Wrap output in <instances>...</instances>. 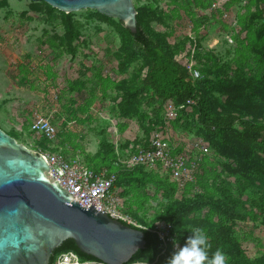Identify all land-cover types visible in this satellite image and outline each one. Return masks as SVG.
<instances>
[{
    "label": "trees",
    "instance_id": "trees-1",
    "mask_svg": "<svg viewBox=\"0 0 264 264\" xmlns=\"http://www.w3.org/2000/svg\"><path fill=\"white\" fill-rule=\"evenodd\" d=\"M235 1L245 2L246 11L239 14L240 32L253 31L255 39L260 42L254 46L256 56H248L244 60L233 55L223 56L215 49L205 47L198 32L195 36L186 35L171 42L169 37L172 23L169 22L171 33L156 30L153 23L168 26L169 20H175L176 13L179 16L178 10L167 14L159 7L158 0H148V3L136 6L138 27L135 33L117 18L105 16L98 11L92 14L114 25L119 32L121 45L116 54L119 70L127 73L133 67L130 76L123 77L115 86L117 95L114 102L119 114L128 119L143 116L141 106L147 105L151 108L153 124L161 129L151 135L153 128H147L148 136L137 140L128 150L130 154L140 148H148L160 132L174 143L167 136L171 124L203 139L217 156L225 159L221 164L222 172L236 179V188L240 191V195L235 194L229 184L219 180V175L205 166L206 156L210 153L200 159L201 171L196 184H188L182 189L169 174L144 165L124 167L115 146L103 140L95 154L87 153L81 159L88 167L95 170L107 167L116 172L114 188L126 189L133 182H151L166 192L167 205L150 220L126 208L129 214L146 227L142 229L146 246L139 249L125 264L137 261L142 264H166L174 251V242L165 244L156 232L149 230L161 221L171 224L175 242L181 247L191 235L190 229L201 228L207 234L211 246L209 256L219 249L226 254L227 264H264V254L250 258L233 230L236 219L258 213L264 216V0H229L225 8H229ZM212 3V0H207L203 2L202 8H209ZM33 6L46 10L49 17H54V13L59 10L42 0L33 1ZM59 11L68 50L74 55L77 50L75 42L80 41L82 33L72 13ZM192 18L195 20L194 15ZM195 21L196 25L203 24L204 18ZM239 38L240 34L235 35L236 40ZM193 48L196 67L201 71V77L196 79L184 63ZM190 98L195 100L191 110L182 109L173 120L165 118L164 109L168 102L181 105ZM56 130L58 134V127ZM12 136L18 139L21 135L13 132ZM50 141L42 137L38 147L70 157L59 145H50ZM124 146L129 148V143ZM184 147L185 143H179L177 151H182ZM196 185L198 190H195ZM247 188L252 189L253 195L243 198L241 194ZM179 193L181 196H178ZM205 209L208 210L207 214L201 215ZM69 250L76 251L83 259L99 260L82 252L73 239H67L56 249L50 264H54L59 253Z\"/></svg>",
    "mask_w": 264,
    "mask_h": 264
},
{
    "label": "rangeland",
    "instance_id": "rangeland-1",
    "mask_svg": "<svg viewBox=\"0 0 264 264\" xmlns=\"http://www.w3.org/2000/svg\"><path fill=\"white\" fill-rule=\"evenodd\" d=\"M133 1L136 6L148 3V0ZM158 1L167 14L178 10L179 16L176 13L168 26L153 23L156 30L169 32V22L172 23L171 42L198 32L205 47L223 56L233 55L243 60L256 56L254 46L260 42L254 32H240L239 14L246 11L245 2L235 1L225 8L229 0H212L216 7L205 9L202 4L207 0ZM96 11L84 8L71 12L82 33L72 55L59 10L49 17L46 10L35 8L32 0H0V127L11 135L20 133L19 142L35 150L39 148L42 137L31 129L36 113L52 120L60 130L49 144L59 145L70 157L80 159L87 153L95 154L103 140L125 154L137 140L148 136L147 128H153L151 135L155 130L161 131L153 124L151 108L147 105L141 106L143 116L128 119L119 114L114 102L115 86L120 79L130 76L133 67L127 73L119 70L116 57L121 45L119 32L101 17L92 16ZM193 15L195 20L204 18V23L196 25ZM238 34L240 38L236 40ZM167 133L174 144L188 143L196 137L171 124ZM127 143L129 148L124 146ZM223 161L211 150L205 166L240 195L236 179L222 172ZM118 189L124 198V208L137 211L148 220L167 205L165 190L155 183L133 182L126 189ZM252 195L251 188L241 194L243 198ZM207 212L205 209L200 214ZM233 230L250 258L264 254V216L258 213L236 219Z\"/></svg>",
    "mask_w": 264,
    "mask_h": 264
},
{
    "label": "water",
    "instance_id": "water-1",
    "mask_svg": "<svg viewBox=\"0 0 264 264\" xmlns=\"http://www.w3.org/2000/svg\"><path fill=\"white\" fill-rule=\"evenodd\" d=\"M42 1L66 13L92 8L137 31L133 0ZM46 171L50 173V165L42 153L0 127V264H50L67 239L105 264L128 263L146 246L144 230L112 218L93 203L83 207Z\"/></svg>",
    "mask_w": 264,
    "mask_h": 264
},
{
    "label": "built area",
    "instance_id": "built-area-1",
    "mask_svg": "<svg viewBox=\"0 0 264 264\" xmlns=\"http://www.w3.org/2000/svg\"><path fill=\"white\" fill-rule=\"evenodd\" d=\"M213 6L216 3H212ZM216 7V6H215ZM195 48L184 63L190 69L194 79L201 77V71L196 67L194 58ZM195 100L190 98L185 104L176 105L172 101L165 105L164 114L167 120H173L182 109L191 110ZM31 129L39 136L54 140L57 135L55 124L52 120L36 113ZM178 144H174L165 136L158 135L152 139L148 148H140L134 153L119 152V161L126 168L144 165L149 169L157 170L169 176L183 189L188 184H196L197 176L201 171L200 159L211 152L210 147L199 137L185 143L182 151H177ZM50 165V173L46 171L51 181H58L65 189L74 195L83 207L89 208L91 203L100 211L106 212L114 219L121 220L128 225L143 229L146 228L124 208V198L118 188H114L117 173L103 167L95 170L88 167L79 157H67L63 153L39 147ZM196 185L195 190H198ZM149 230L156 232L163 242H174L175 236L171 232V224L167 221L158 222ZM178 243V242H176ZM179 244V243H178ZM180 246V245H179ZM54 264H105L94 260L83 259L76 251L69 250L59 253ZM130 264H142L131 262Z\"/></svg>",
    "mask_w": 264,
    "mask_h": 264
},
{
    "label": "clouds",
    "instance_id": "clouds-1",
    "mask_svg": "<svg viewBox=\"0 0 264 264\" xmlns=\"http://www.w3.org/2000/svg\"><path fill=\"white\" fill-rule=\"evenodd\" d=\"M184 245L181 247L174 241V251L166 264H227L226 254L217 249L209 256L210 244L205 231L201 228L189 230Z\"/></svg>",
    "mask_w": 264,
    "mask_h": 264
}]
</instances>
